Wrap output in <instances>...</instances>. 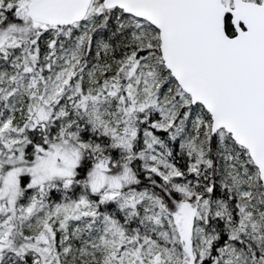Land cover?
<instances>
[{
	"label": "snow or ice",
	"instance_id": "snow-or-ice-1",
	"mask_svg": "<svg viewBox=\"0 0 264 264\" xmlns=\"http://www.w3.org/2000/svg\"><path fill=\"white\" fill-rule=\"evenodd\" d=\"M0 264H264V0H0Z\"/></svg>",
	"mask_w": 264,
	"mask_h": 264
}]
</instances>
